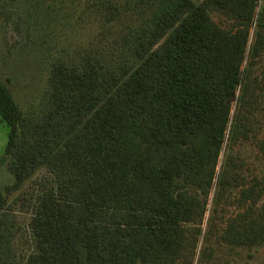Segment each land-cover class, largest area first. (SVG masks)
<instances>
[{"label":"trees","instance_id":"1","mask_svg":"<svg viewBox=\"0 0 264 264\" xmlns=\"http://www.w3.org/2000/svg\"><path fill=\"white\" fill-rule=\"evenodd\" d=\"M1 1L44 37L57 16L90 30L34 104L0 72V264H15L10 195L39 172L25 264H236L213 244H264V177L233 150L264 107V0Z\"/></svg>","mask_w":264,"mask_h":264},{"label":"rangeland","instance_id":"2","mask_svg":"<svg viewBox=\"0 0 264 264\" xmlns=\"http://www.w3.org/2000/svg\"><path fill=\"white\" fill-rule=\"evenodd\" d=\"M4 1L0 0V72L22 106L34 104L38 99L42 86L46 81L48 64L56 55L59 47L69 42H75L88 34L90 27L80 24L76 19L64 18L48 28L50 34L39 35L32 25L26 27V22L19 20ZM24 8V7H22ZM223 25L229 26L224 16H214ZM28 30H30L28 32ZM253 28L251 29V38ZM253 74L264 81V52L252 65ZM264 104V103H263ZM257 112V119L252 123L254 134L247 140L236 143L233 150L245 162V172H251L264 177V154L257 145V140L264 132V107ZM7 124L0 120V154L7 139ZM43 172L36 174V179ZM26 181L23 187L10 195L6 212L10 214L17 230L13 235L12 246L15 264H25L27 253L31 250L28 220L32 211V200L37 189V180ZM13 181L12 174L0 166V187ZM211 205V201L209 203ZM229 206V210H230ZM215 261H226L236 264H264V244L246 247H221L213 244Z\"/></svg>","mask_w":264,"mask_h":264}]
</instances>
